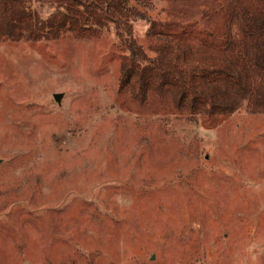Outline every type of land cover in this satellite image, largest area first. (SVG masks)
I'll return each mask as SVG.
<instances>
[{"label": "rangeland", "instance_id": "obj_1", "mask_svg": "<svg viewBox=\"0 0 264 264\" xmlns=\"http://www.w3.org/2000/svg\"><path fill=\"white\" fill-rule=\"evenodd\" d=\"M232 1L154 0L159 36L222 65L201 32L235 34ZM150 27L134 22L146 48ZM127 54L106 27L0 39V264H264V110L142 104L120 83Z\"/></svg>", "mask_w": 264, "mask_h": 264}, {"label": "trees", "instance_id": "obj_2", "mask_svg": "<svg viewBox=\"0 0 264 264\" xmlns=\"http://www.w3.org/2000/svg\"><path fill=\"white\" fill-rule=\"evenodd\" d=\"M34 1L0 0V39L42 40L68 32L90 37L106 27L128 53L120 83L140 103L155 94L191 114L233 113L244 103L252 111L264 110V0H233L231 8L219 11L223 17L233 14L235 34L229 28L201 32L214 51L227 54L222 65L190 64L185 43L177 41L182 38L159 36L165 33L154 16V0H42L55 7L45 19L31 7ZM142 20L151 24L149 37H160L158 46L146 48L135 36L134 22Z\"/></svg>", "mask_w": 264, "mask_h": 264}, {"label": "water", "instance_id": "obj_3", "mask_svg": "<svg viewBox=\"0 0 264 264\" xmlns=\"http://www.w3.org/2000/svg\"><path fill=\"white\" fill-rule=\"evenodd\" d=\"M63 97V94H54V99L57 103L61 104V99Z\"/></svg>", "mask_w": 264, "mask_h": 264}]
</instances>
